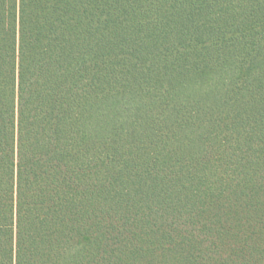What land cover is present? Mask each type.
<instances>
[{
	"label": "trees",
	"instance_id": "obj_1",
	"mask_svg": "<svg viewBox=\"0 0 264 264\" xmlns=\"http://www.w3.org/2000/svg\"><path fill=\"white\" fill-rule=\"evenodd\" d=\"M0 264H264V0H5Z\"/></svg>",
	"mask_w": 264,
	"mask_h": 264
},
{
	"label": "rangeland",
	"instance_id": "obj_2",
	"mask_svg": "<svg viewBox=\"0 0 264 264\" xmlns=\"http://www.w3.org/2000/svg\"><path fill=\"white\" fill-rule=\"evenodd\" d=\"M4 14H5V0H0V16ZM4 38H5L4 31H0V88H2L4 85ZM1 149H2V145H1V130H0V155H1Z\"/></svg>",
	"mask_w": 264,
	"mask_h": 264
}]
</instances>
